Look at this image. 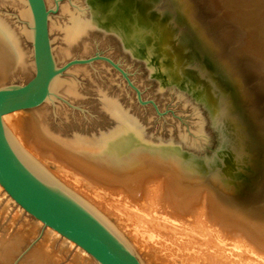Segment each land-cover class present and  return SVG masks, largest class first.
<instances>
[{
	"label": "bare ground",
	"instance_id": "bare-ground-1",
	"mask_svg": "<svg viewBox=\"0 0 264 264\" xmlns=\"http://www.w3.org/2000/svg\"><path fill=\"white\" fill-rule=\"evenodd\" d=\"M43 2L48 33H59L66 48L94 29L84 0ZM136 2L135 9L145 5L155 9L144 28L153 33L157 47H166L161 41L163 28L182 27V32L194 36L197 46L225 74L229 97L223 105L211 104V111L224 134L227 157L216 168L207 169L208 174L201 173L189 161L184 162L173 143L146 139L139 123L105 95L100 96V106L112 127L96 138L60 140L43 125L37 110L27 109L3 115L6 138L38 179L99 221L131 253L136 252L133 255L141 264H264V0H160L159 6L150 0ZM174 3L178 5L175 10ZM7 5L15 9L20 25L13 27L11 19L0 14V86L26 69H34V21L29 3L0 0V6ZM162 8L169 15L174 13V20L168 21ZM55 10L59 17L66 16L65 24L52 16ZM133 24L143 22L136 18ZM24 42L29 48L25 49ZM49 42L52 57L54 51H63L52 48L50 36ZM166 48L169 50H157L170 55L167 60L175 71L176 54L171 47ZM180 61L189 63L183 57ZM57 80L55 74L45 101H52ZM75 90V86L63 87L67 94ZM231 111L237 114L231 115ZM245 127L248 129L244 131ZM17 139L41 162L54 163L89 184L94 194L105 196L104 209L110 207L112 212L107 213L122 222V232L133 246L93 206L42 169L20 148ZM232 157L236 158L233 168H242L234 175L240 182L234 184L225 179L227 171L222 165L225 162L229 169ZM9 200L16 203L10 196ZM45 229L40 250L48 255L60 234L48 226ZM61 237L60 248H77L75 264H94L86 251ZM36 252L28 255V264L45 263Z\"/></svg>",
	"mask_w": 264,
	"mask_h": 264
},
{
	"label": "rangeland",
	"instance_id": "rangeland-1",
	"mask_svg": "<svg viewBox=\"0 0 264 264\" xmlns=\"http://www.w3.org/2000/svg\"><path fill=\"white\" fill-rule=\"evenodd\" d=\"M84 6L94 29L69 48L59 33L49 35L52 48L63 50L53 53L58 79L53 99L25 111L37 110L43 125L60 140L96 138L112 127L111 120L100 106V96L105 95L139 123L146 139L173 143L184 162L189 161L200 172L202 170L201 173L208 174L206 170L211 171L227 155L224 134L212 114L211 104L203 97L202 89L177 68L176 74L171 73L174 69L165 65L168 56L156 49L153 43L156 38L142 25L124 22L103 0H84ZM15 12L9 5L5 8L0 6V14L10 18V24L17 28L20 24ZM52 16L57 17L54 19L61 25L67 22L66 16L59 17L56 10ZM27 43L23 44L25 49L29 48ZM33 73L34 69H26L11 77L0 89L23 85ZM64 86H75V93H65ZM10 131L13 132L12 129ZM16 141L42 169L93 206L120 231L124 241L133 246L130 237L122 232V222L112 213H107L111 211L110 207L104 209L105 196L94 194L89 184L70 176L54 163L41 162L19 139ZM235 162L236 158L232 157L229 163L231 170L225 162L222 164L224 172L227 171L225 179L232 184L240 182L234 175L242 170L236 165L233 168ZM36 225L35 218L12 203L0 187V247L3 246L0 264H28V255L34 250L38 258L45 260L43 264H75L77 248L74 245L60 248L63 242L61 235L55 239L48 255L42 252L40 245L46 229L44 225ZM32 228L33 233L30 231ZM133 253L137 255L134 250ZM48 256H51V261Z\"/></svg>",
	"mask_w": 264,
	"mask_h": 264
},
{
	"label": "water",
	"instance_id": "water-1",
	"mask_svg": "<svg viewBox=\"0 0 264 264\" xmlns=\"http://www.w3.org/2000/svg\"><path fill=\"white\" fill-rule=\"evenodd\" d=\"M27 1L34 21V73L23 85L0 89V186L26 213L72 241L93 257L97 263L141 264L133 253L99 221L38 179L19 160L6 138L2 121L3 115L42 104L47 98L49 83L57 73L49 42L45 4L43 0ZM126 1L127 3H123L121 0H103V3L109 6L114 14L119 15L124 22L133 24L136 18H139L143 22L139 25L145 27V21H148L154 14L149 16L151 11H155L154 7L145 5L141 9L138 7L135 9V3L138 6V2H136L138 0ZM150 1L159 6L160 0ZM174 5L173 9L175 10L178 5L177 3ZM161 13L168 21L174 20V13L169 15L164 8L161 9ZM116 21L120 23L119 19ZM123 29L127 30V26L123 25ZM182 30V27L163 28L161 41L165 42L166 47H171L170 50L176 54V68L198 87H205L204 91L202 90L204 99L212 106L218 103L223 105L225 99L229 97L230 90L229 86L224 83L225 74L222 70L219 71L218 64L210 61L205 52H202V49L197 46L194 36L187 35ZM155 46L156 49H168L163 45ZM167 56L170 55L167 54ZM181 57L186 58L189 63H181ZM165 65L170 66V62L165 60ZM170 68L172 67L170 66ZM176 68L171 72L172 74L177 73ZM203 74H207V76ZM212 86L215 88L212 89ZM236 114L231 111V115ZM241 116L239 115L241 119L246 120V117ZM244 120L243 124L248 125ZM247 127L243 130L248 129Z\"/></svg>",
	"mask_w": 264,
	"mask_h": 264
}]
</instances>
